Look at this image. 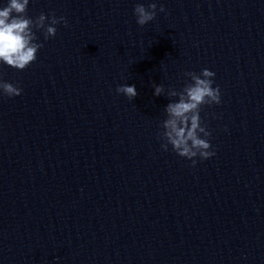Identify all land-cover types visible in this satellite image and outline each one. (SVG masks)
<instances>
[{
  "label": "clouds",
  "instance_id": "1",
  "mask_svg": "<svg viewBox=\"0 0 264 264\" xmlns=\"http://www.w3.org/2000/svg\"><path fill=\"white\" fill-rule=\"evenodd\" d=\"M29 0H7L6 5L0 7V64L7 65L18 71L28 68L37 59V53L43 47L38 43L36 31L43 30L44 39L55 37L58 24L67 26L65 17L55 14L46 16L41 13L35 19L27 16ZM164 12L163 6L159 8ZM136 22L141 27L154 20L157 16V4H136L134 7ZM35 29V31H34ZM190 78L180 90L165 89L160 85L154 86V95H166L169 103L164 112L166 119L160 125L158 139L162 141L161 148L168 151L169 146L179 157L191 160L194 167L197 157L201 161L213 157L216 153L212 149L209 137L211 132L201 118L202 108L206 105L221 103L219 86L213 87L215 73L207 68L200 73L185 72ZM116 92L125 95L130 101L137 96L135 85H119ZM22 88L3 79L0 73V95L13 98L21 95Z\"/></svg>",
  "mask_w": 264,
  "mask_h": 264
}]
</instances>
